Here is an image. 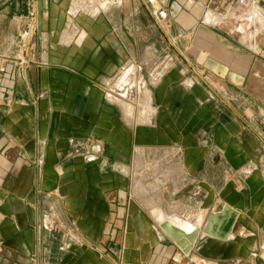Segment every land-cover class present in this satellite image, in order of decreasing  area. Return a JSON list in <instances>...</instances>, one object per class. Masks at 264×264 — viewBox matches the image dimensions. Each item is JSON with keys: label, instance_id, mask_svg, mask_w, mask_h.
Returning a JSON list of instances; mask_svg holds the SVG:
<instances>
[{"label": "crops", "instance_id": "0c3cea01", "mask_svg": "<svg viewBox=\"0 0 264 264\" xmlns=\"http://www.w3.org/2000/svg\"><path fill=\"white\" fill-rule=\"evenodd\" d=\"M80 1L0 0V264H264V0Z\"/></svg>", "mask_w": 264, "mask_h": 264}, {"label": "water", "instance_id": "95a60500", "mask_svg": "<svg viewBox=\"0 0 264 264\" xmlns=\"http://www.w3.org/2000/svg\"><path fill=\"white\" fill-rule=\"evenodd\" d=\"M235 215V210L231 209L229 206H224L222 211L210 212L206 218L205 224L202 227L197 226L191 231L184 230L169 219L162 220L158 224V227L167 234L184 253L189 254L194 250L200 232L226 240L230 235L229 228L235 222ZM228 224L229 228L225 230ZM260 255L264 260V249L261 251Z\"/></svg>", "mask_w": 264, "mask_h": 264}, {"label": "bare ground", "instance_id": "6f19581e", "mask_svg": "<svg viewBox=\"0 0 264 264\" xmlns=\"http://www.w3.org/2000/svg\"><path fill=\"white\" fill-rule=\"evenodd\" d=\"M80 2H82V0L80 1ZM79 2V3H80ZM93 2V1H92ZM84 3V1L82 2V4ZM86 4V3H85ZM104 5V4H103ZM81 6V5H80ZM83 6V5H82ZM87 6V5H86ZM104 7V6H103ZM84 8V7H83ZM95 12V11H94ZM127 88V87H126ZM115 100V99H114ZM126 107H127V109H128V112L130 113V115L132 114V112L135 110V108H134V105L132 104V103H130V102H127L126 103ZM147 109H149V108H147V104L145 105V108H143L142 109V114L143 113H145L146 114V111H147ZM126 110V109H125ZM133 115V114H132ZM132 117V116H131ZM154 214H155V216H157L159 219H164V216H163V213H161L160 211H154L153 212ZM154 217V216H153ZM194 229V228H193ZM185 230V229H184ZM192 230V229H191ZM191 230H189V231H191ZM186 231H188V230H186Z\"/></svg>", "mask_w": 264, "mask_h": 264}, {"label": "rangeland", "instance_id": "374dc122", "mask_svg": "<svg viewBox=\"0 0 264 264\" xmlns=\"http://www.w3.org/2000/svg\"><path fill=\"white\" fill-rule=\"evenodd\" d=\"M141 93L143 94V100H142V104L140 105V115H145V113L142 114V109L145 108V105L147 104V108H149V103H148V100H149V92L148 90L146 89H142L141 90ZM150 111V108L147 109L146 112H149Z\"/></svg>", "mask_w": 264, "mask_h": 264}, {"label": "built area", "instance_id": "2783aa9c", "mask_svg": "<svg viewBox=\"0 0 264 264\" xmlns=\"http://www.w3.org/2000/svg\"><path fill=\"white\" fill-rule=\"evenodd\" d=\"M2 71H4V67L0 66V72H2ZM96 146L99 147L100 145H96ZM200 261H201V263H204L205 259L202 257Z\"/></svg>", "mask_w": 264, "mask_h": 264}]
</instances>
